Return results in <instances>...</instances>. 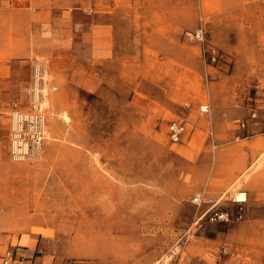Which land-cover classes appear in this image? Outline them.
Segmentation results:
<instances>
[{
	"label": "rangeland",
	"instance_id": "obj_1",
	"mask_svg": "<svg viewBox=\"0 0 264 264\" xmlns=\"http://www.w3.org/2000/svg\"><path fill=\"white\" fill-rule=\"evenodd\" d=\"M121 1L101 9L114 15L101 45L93 0H83L65 61L51 49L29 56L32 70L44 66L47 91L41 159L8 156L9 115L27 109L32 70L0 110V254L36 238H59L51 248L70 251L99 239L124 264H264V144L250 138L264 122L239 126L252 104L264 103V0ZM201 22L214 60L184 35ZM203 103L208 114L198 110ZM171 120L186 126L178 142L169 138ZM236 143L256 153L240 167L235 152L217 180L233 171L220 190H247L243 219L196 222L191 196L217 195L208 184L216 153Z\"/></svg>",
	"mask_w": 264,
	"mask_h": 264
},
{
	"label": "crops",
	"instance_id": "obj_2",
	"mask_svg": "<svg viewBox=\"0 0 264 264\" xmlns=\"http://www.w3.org/2000/svg\"><path fill=\"white\" fill-rule=\"evenodd\" d=\"M113 1L93 0V41L99 39L100 45L103 37L108 39L114 31V26L111 24L114 20L113 13H101L104 6H114ZM165 1L171 2V0ZM82 2L83 0H0V110L6 103L14 102L21 94L23 83L26 82L25 76L32 70L29 58L31 54L48 52L51 49L57 55H61L62 63L65 61V55L70 54L73 47L76 46L75 36L78 26L76 13L77 7ZM120 4L128 3L126 0H122ZM132 4L138 5L135 0ZM68 8L69 10H67ZM252 105L264 107V103ZM249 110L250 108H248V116L245 118L246 124L249 123V120L253 121L249 118ZM241 121L243 119L239 121V124ZM253 123L255 122L250 124L254 126ZM243 128L241 127L242 130ZM5 136L6 127L2 126L0 120V159L6 153ZM208 136L209 139L213 137L211 132ZM256 136L261 140L257 145H260V142L264 144V131H259L250 138ZM237 139L238 142L247 138L237 136ZM211 146L216 147V144L214 146L211 144ZM247 148L241 143H236V145L225 146L216 153L218 157L214 162L208 184H215L214 187L219 190L217 194L221 193L222 188L229 183L233 171L227 178L221 180H217V175L230 165L235 152L242 151L239 154L240 167L248 164L249 159L253 156L252 152L256 153V151ZM12 180L8 179L7 181ZM2 181L0 173V197H2L3 191ZM61 242L62 240L59 238H36L35 243L30 244L23 241L21 243L23 246L18 248L23 257L21 264H124V261L118 260L117 256L111 254L107 248H103L104 243L99 239H93V246L81 249V251L51 248L54 245H61Z\"/></svg>",
	"mask_w": 264,
	"mask_h": 264
},
{
	"label": "built area",
	"instance_id": "obj_3",
	"mask_svg": "<svg viewBox=\"0 0 264 264\" xmlns=\"http://www.w3.org/2000/svg\"><path fill=\"white\" fill-rule=\"evenodd\" d=\"M189 41L201 43L203 53L212 60L216 59L218 52L213 47L205 46V29L201 22L195 29L184 32ZM44 66L35 62L32 70L29 103L26 110L13 109L9 115L8 156L13 161H36L41 159L44 152L47 131L46 114L43 101L47 95L44 91L45 77ZM55 90V87H51ZM264 101V91H263ZM198 110L208 114L210 107L207 103L200 104ZM249 118L255 123L264 122V107L251 105ZM245 127V121L239 124ZM186 131L185 123L171 120L168 125L169 138L178 142ZM214 146V144H213ZM191 202L197 208L196 222H237L243 219L245 204L248 201V192L245 189L233 191L225 190L217 195H212L206 189L194 193ZM22 255L18 247L6 248L0 254V264H21Z\"/></svg>",
	"mask_w": 264,
	"mask_h": 264
},
{
	"label": "bare ground",
	"instance_id": "obj_4",
	"mask_svg": "<svg viewBox=\"0 0 264 264\" xmlns=\"http://www.w3.org/2000/svg\"><path fill=\"white\" fill-rule=\"evenodd\" d=\"M43 76H44V72H43ZM43 88H44V91H46V89H45V83H44V86H43ZM46 93H47V91H46Z\"/></svg>",
	"mask_w": 264,
	"mask_h": 264
}]
</instances>
